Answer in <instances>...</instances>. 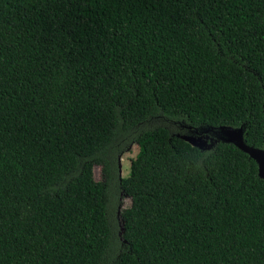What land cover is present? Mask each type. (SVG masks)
Wrapping results in <instances>:
<instances>
[{"label":"trees","instance_id":"trees-1","mask_svg":"<svg viewBox=\"0 0 264 264\" xmlns=\"http://www.w3.org/2000/svg\"><path fill=\"white\" fill-rule=\"evenodd\" d=\"M243 124L263 149L264 0H0V264H264L256 163L183 138Z\"/></svg>","mask_w":264,"mask_h":264},{"label":"rangeland","instance_id":"rangeland-1","mask_svg":"<svg viewBox=\"0 0 264 264\" xmlns=\"http://www.w3.org/2000/svg\"><path fill=\"white\" fill-rule=\"evenodd\" d=\"M61 86L57 85L55 86L51 93L48 96V100H54L56 97L60 94ZM158 125L165 126L168 125L166 121H160L157 122ZM183 138L189 142L191 145L202 149V150H208L211 149L215 144V140L209 136V135H196V134H184ZM138 152V147L135 144H132L129 146L128 150L125 151L120 157H119V168H120V176L122 178H127L130 174V160L135 157L136 153ZM94 174V183L88 190L89 194V200L92 203L98 202V191H99V184L103 182L102 177V168L99 166H96L93 171ZM130 201L129 198L121 195L119 199V212L125 208L128 207ZM128 220L123 218L122 216L118 217V222L120 227L123 225L124 222H127Z\"/></svg>","mask_w":264,"mask_h":264},{"label":"water","instance_id":"water-1","mask_svg":"<svg viewBox=\"0 0 264 264\" xmlns=\"http://www.w3.org/2000/svg\"><path fill=\"white\" fill-rule=\"evenodd\" d=\"M245 131L246 124H243L238 128L221 126L218 128L205 129L201 132L195 131V133L200 135H209L215 140L216 143L221 142L224 144H231L236 147L256 163L258 177L264 180V148L256 149L247 146L244 142Z\"/></svg>","mask_w":264,"mask_h":264},{"label":"flooded vegetation","instance_id":"flooded-vegetation-1","mask_svg":"<svg viewBox=\"0 0 264 264\" xmlns=\"http://www.w3.org/2000/svg\"><path fill=\"white\" fill-rule=\"evenodd\" d=\"M202 130H205V129L191 131V134H196L195 131L201 132ZM196 135H200V134H196Z\"/></svg>","mask_w":264,"mask_h":264}]
</instances>
